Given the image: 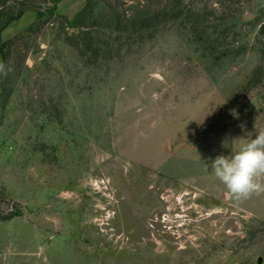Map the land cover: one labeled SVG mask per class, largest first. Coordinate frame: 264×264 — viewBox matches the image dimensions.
<instances>
[{"label":"rangeland","instance_id":"374dc122","mask_svg":"<svg viewBox=\"0 0 264 264\" xmlns=\"http://www.w3.org/2000/svg\"><path fill=\"white\" fill-rule=\"evenodd\" d=\"M55 1L0 0L47 10L1 36L0 264H264V193L211 170L264 129V3Z\"/></svg>","mask_w":264,"mask_h":264},{"label":"clouds","instance_id":"9594fccd","mask_svg":"<svg viewBox=\"0 0 264 264\" xmlns=\"http://www.w3.org/2000/svg\"><path fill=\"white\" fill-rule=\"evenodd\" d=\"M247 137L234 139L231 144L225 140L222 146L230 147L231 154L219 155L211 163L215 177L237 201L264 193V129H256L254 138L252 133ZM237 142L242 146L236 148Z\"/></svg>","mask_w":264,"mask_h":264},{"label":"crops","instance_id":"0c3cea01","mask_svg":"<svg viewBox=\"0 0 264 264\" xmlns=\"http://www.w3.org/2000/svg\"><path fill=\"white\" fill-rule=\"evenodd\" d=\"M86 6V0H60L57 4L56 13L66 17H73L79 14ZM47 10L45 9H28L25 11L23 17L16 22H13L6 30L5 36L9 39L12 36L18 35L24 30L30 28L33 23L44 19L46 17ZM97 20L103 23V15L99 14V11L94 13ZM106 25V24H105ZM114 25L113 21L109 20V25L106 27L111 28Z\"/></svg>","mask_w":264,"mask_h":264},{"label":"trees","instance_id":"16d2710c","mask_svg":"<svg viewBox=\"0 0 264 264\" xmlns=\"http://www.w3.org/2000/svg\"><path fill=\"white\" fill-rule=\"evenodd\" d=\"M60 2V0H56L55 4H58ZM54 12V10L52 11ZM25 13V10H22L17 16L13 17L10 16L9 18H7V20L4 23L0 22V54L1 57L3 59V62L0 65V71H2L6 65L7 62V58H8V52L3 48L2 46V40H1V36L3 34V32L13 23L16 21H19L23 15ZM1 218V217H0Z\"/></svg>","mask_w":264,"mask_h":264},{"label":"water","instance_id":"95a60500","mask_svg":"<svg viewBox=\"0 0 264 264\" xmlns=\"http://www.w3.org/2000/svg\"><path fill=\"white\" fill-rule=\"evenodd\" d=\"M257 1H258L259 6H261L264 3V0H257ZM248 19H249V15H248ZM262 263H263V260L260 259L259 264H262Z\"/></svg>","mask_w":264,"mask_h":264}]
</instances>
